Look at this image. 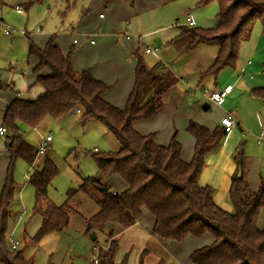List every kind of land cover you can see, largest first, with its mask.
I'll use <instances>...</instances> for the list:
<instances>
[{
	"label": "trees",
	"instance_id": "obj_1",
	"mask_svg": "<svg viewBox=\"0 0 264 264\" xmlns=\"http://www.w3.org/2000/svg\"><path fill=\"white\" fill-rule=\"evenodd\" d=\"M35 1L24 0L27 6ZM211 3L218 6L217 26L182 28L177 40H188L190 48L217 47L212 64L201 72L199 83L209 77L215 80L224 69L235 71L241 39L251 23L260 21L264 31V0H200L196 7ZM70 55V52L66 56L60 52L53 36L42 49L28 39L27 58L36 61L35 84L42 89V94L35 100L15 98L4 109L1 126L6 129L7 165L0 191V264H34L17 249L8 250L5 239L16 189L15 162L22 160L31 167L37 156V150L25 141L20 128L33 130L46 118L61 120L74 110H80L78 118L83 127L101 124L119 148L103 156L94 155L99 177L86 178L78 190L68 192L66 201L58 207L47 200V188L57 171L48 158L44 159L41 170L33 171L28 178L35 192L34 210L41 215L40 227L31 242L37 243L51 232H62L74 212L71 200L82 192L97 207V212L85 220V232L107 231L106 247L97 248L98 264H116L119 242L115 229L124 231L133 226L142 210L152 217L151 232L162 241L178 244L187 237L209 235L212 238L209 245L189 254L191 264H264V227L257 226L264 210V182L255 190L247 186L242 148L238 147L232 155L236 165L228 191L232 211L226 212L213 202L211 187L198 185L206 158L219 149L225 138L220 125L209 130L188 122L185 131L194 140L189 162L181 159V145L175 131L168 144L160 146L154 142V134L141 135L133 129L134 123L152 121L162 111L161 96L176 82L164 65L157 61L148 67L139 52H133V85L124 107L119 109L102 99L109 86L94 80L89 70L78 74L72 71ZM42 70L47 74H39ZM0 89H11V86L0 84ZM149 93L151 96L145 99ZM250 95L264 104V88L253 89ZM113 177L125 184L123 191L114 192L104 183ZM146 253L143 250L138 264H143ZM125 262L126 258L117 264Z\"/></svg>",
	"mask_w": 264,
	"mask_h": 264
},
{
	"label": "crops",
	"instance_id": "obj_2",
	"mask_svg": "<svg viewBox=\"0 0 264 264\" xmlns=\"http://www.w3.org/2000/svg\"><path fill=\"white\" fill-rule=\"evenodd\" d=\"M199 1L182 0V5L179 7L171 2L163 3L162 0H90L87 7H83L78 12L76 20L71 24L72 29L68 36L59 35L54 38L58 49L63 54L70 51L72 71L78 74L82 70H89L90 76L94 80L109 86L110 89L103 94L102 99L119 109L124 107L133 85L135 68V61L131 56L133 52L138 51L148 67L157 61L164 65L176 82L161 96L162 111L152 121L134 123L133 129L141 135L154 134V142L160 146H166L175 131L176 140L181 145V159L184 162L190 161L194 148L193 138L185 131L188 122H195L211 130L220 125V119L225 114H232L237 126L225 135L219 149L208 155L198 178L199 186H209L213 189V202L220 209L231 212L232 206L228 200V191L231 177L236 169L232 155L240 143H242L240 147L246 158L247 186L249 189L255 190L261 181L264 182V143L261 146L257 145L258 147L253 150L254 145L251 142L255 143V136L261 128H264V104L250 95L251 90L264 88V82H254L253 78L255 70L261 73L264 66V31L260 21L251 23L241 39L235 71L224 69L220 71L215 80L209 77L199 83L201 72L212 64L210 62H213L217 48L210 52H201V49H205L202 48L204 46L187 47L186 50H189L190 53L181 54L177 47L181 29L186 27L184 20L186 14L191 15L194 22L193 28L212 29L218 24L217 4L211 3L197 8L196 4ZM104 3L108 4L104 7L106 10L101 12ZM67 5L75 8V4H71L69 1H67ZM16 7L18 9H15ZM16 7H14V11L19 14L21 7L19 5ZM163 7L164 13L161 12ZM99 16L102 17L99 18ZM13 29L14 31L9 34L11 36L8 35V37L22 36L26 38V42L28 39H32L40 49L50 38V36H46L38 39L36 35L30 38L27 36L28 34H21L22 32ZM15 32L16 34H14ZM124 32L132 36V40H124L121 36ZM139 38L159 45L158 55L143 54L139 48V42L136 40ZM26 62L27 69L24 72L12 73L11 76L8 73L7 79L14 83L15 89L14 94H8L10 96L5 104H9L16 97L20 98L23 94L34 89L32 82H35L36 74L32 68L35 67L36 61L28 62L26 60ZM39 74L45 75L47 72L42 70ZM245 78L252 82L243 81ZM21 82L24 84L20 85V89L16 88V83ZM227 87L231 88L228 95L218 104L208 102L199 94L201 88L218 91ZM41 94L42 89L41 91L33 90L30 98L34 100ZM196 95L199 97L196 98ZM200 106L203 111L200 110ZM211 106H213L214 113L206 114ZM3 113H0L1 121ZM242 137L245 138L244 141H242ZM249 140L250 146L248 147ZM6 165V151L3 147L0 149V191ZM110 182L111 180L107 183L109 187ZM120 188L121 190L125 188L123 182L120 184ZM143 223L146 226L147 236L154 237L151 232L153 219L146 210H142L140 218L133 226L122 232L128 233ZM257 226L259 229L264 227V210L261 211ZM157 239L160 241L159 238ZM211 242L212 238L209 235H204L201 238L187 237L178 244L169 243L179 246L170 245L171 251L180 252L187 258V262L183 258L182 264H191L188 259L189 254ZM183 245H186V248L180 251V247Z\"/></svg>",
	"mask_w": 264,
	"mask_h": 264
},
{
	"label": "rangeland",
	"instance_id": "obj_3",
	"mask_svg": "<svg viewBox=\"0 0 264 264\" xmlns=\"http://www.w3.org/2000/svg\"><path fill=\"white\" fill-rule=\"evenodd\" d=\"M67 1L71 4L74 3L75 8L68 7ZM89 1L36 0L30 6H27L24 0H0V84L11 86V89H0V113H3L5 106L8 105L5 104L8 96H10L8 94H14V83L8 81V73L9 76L12 73L20 74V72L27 69L26 60L28 62L33 61L27 58L28 40L26 42L25 37L18 35H13V37L4 35V26L9 25L19 32L28 34L27 36L30 38L33 35H36L38 39L46 36L59 37V35L67 37L78 12L83 7L86 8ZM172 3L180 7L182 0H176ZM98 4L100 6V3ZM107 4L102 5L101 12L106 10L104 7ZM17 5L21 7L19 14L14 11V7ZM161 12L164 13V7ZM30 40L33 42L32 39ZM187 42L188 40L185 39L178 41L179 53H190L189 50H186ZM202 48L205 49H201V52H210L217 47L213 45ZM68 53L62 54L66 56ZM204 54L202 55L204 56ZM33 69L34 67L32 71ZM1 78L6 81H1ZM253 78L254 82H264V71L262 70L259 73L255 70ZM246 80L245 78L243 81L246 82ZM21 84H24V82L16 83V88L20 89ZM32 85H34V89L27 94H23L19 99L31 100L33 90L38 89L41 91V88L35 82H32ZM150 96L151 93L147 94L145 99ZM200 110L203 111L202 106H200ZM209 113H214L213 106L209 108L206 114ZM20 129L25 141L36 150L39 148L41 139L45 136H50L51 141L46 146L45 154L37 155L31 167L22 160L15 162L13 181L16 189L10 207L12 215L7 223L5 235L7 249L11 250L9 244L11 238L18 242L17 250L20 251L23 258L32 259L34 264H98L95 261L97 248L106 247L107 235L105 232L107 231L96 232L95 234L85 232V220L97 212V207L82 192L76 193L72 198L71 207L74 212L70 214L68 224L62 232H51L43 236L37 243L31 242L40 227L41 215L34 210L35 192L33 186L28 183V178L33 171L41 170L44 159L48 158L57 172L47 188V200L53 206L58 207L66 201L68 192L78 190L86 178L99 177L93 158L94 155L103 156L117 151L119 148L118 143L104 130L101 124L91 123L83 127L80 119L75 116H67L61 120L46 118L34 130L23 126ZM242 139V141L245 140L243 137ZM251 142L254 145L252 148L255 150L258 146L253 141ZM4 143L5 136L0 137V149L4 147ZM94 150H96L95 153ZM110 180L111 190L118 193L124 190L120 188L122 181L118 177ZM104 183L107 184L108 182ZM115 230L119 242V249L114 259L116 264L124 258H126L125 264H138L143 250L147 251L143 257V264H182L183 258L187 262L185 255L182 256L180 252L170 250V245L179 247L177 244L173 245V243L159 241L155 236H147L144 223L128 233H123L118 228ZM91 235L94 236V240H92ZM180 248V251H182L186 248V245Z\"/></svg>",
	"mask_w": 264,
	"mask_h": 264
},
{
	"label": "built area",
	"instance_id": "obj_4",
	"mask_svg": "<svg viewBox=\"0 0 264 264\" xmlns=\"http://www.w3.org/2000/svg\"><path fill=\"white\" fill-rule=\"evenodd\" d=\"M15 9H18V7H16ZM102 16H99V18H101ZM185 26L187 28H193L194 27V22L193 19L191 17L190 14H186L185 16ZM4 34L5 35H9L11 34L14 29L11 28L10 26H4ZM23 34V33H21ZM121 36L123 37L124 40L126 41H130L132 40V36L128 35L126 32L122 33ZM139 42V48L142 50V53L145 55H153V56H157L159 51H160V47L156 45L155 42L152 41H145L142 38L140 39H136ZM73 43H75V41H73ZM92 44V42H91ZM230 87H227L223 90H218V91H210L207 88H201L199 91V94L201 95L202 98H204L205 100H207L208 102H211L213 104H218L220 103L229 93L230 91ZM81 114L80 110H74L68 113V116H75V117H79V115ZM220 126L222 127V130L224 132V134H228L229 132H231V130L237 126V122L235 120V118L233 117L232 114H225L219 122ZM6 134V129L3 126H0V137L5 136ZM51 141L50 136H45L44 138L41 139L39 148L36 151L37 155H43L46 152V146L47 144ZM255 143L258 146L263 145L264 143V128H261L259 130V132L257 133V135L255 136ZM94 152H96V150H94ZM9 244L11 246V249L16 250L18 247V242L13 240V239H9Z\"/></svg>",
	"mask_w": 264,
	"mask_h": 264
},
{
	"label": "water",
	"instance_id": "obj_5",
	"mask_svg": "<svg viewBox=\"0 0 264 264\" xmlns=\"http://www.w3.org/2000/svg\"><path fill=\"white\" fill-rule=\"evenodd\" d=\"M224 133V132H223ZM91 238H92V240H94V236L93 235H91Z\"/></svg>",
	"mask_w": 264,
	"mask_h": 264
}]
</instances>
